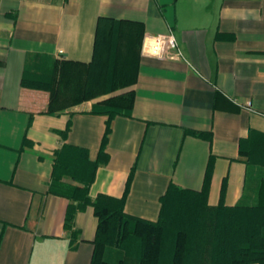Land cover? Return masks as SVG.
<instances>
[{
    "label": "crops",
    "instance_id": "obj_1",
    "mask_svg": "<svg viewBox=\"0 0 264 264\" xmlns=\"http://www.w3.org/2000/svg\"><path fill=\"white\" fill-rule=\"evenodd\" d=\"M99 16L141 22L142 42L171 31L180 57L140 49L132 109L112 120L88 195L120 197L133 169L124 211L155 221L168 186L201 190L211 164L209 205L257 200L260 177L239 144L256 145L264 164V0H0V264L91 262L92 207L75 213L72 241L70 201L50 184L57 155L96 159L106 116L90 112L94 100L46 113L48 92L21 80L34 62L90 61Z\"/></svg>",
    "mask_w": 264,
    "mask_h": 264
},
{
    "label": "trees",
    "instance_id": "obj_2",
    "mask_svg": "<svg viewBox=\"0 0 264 264\" xmlns=\"http://www.w3.org/2000/svg\"><path fill=\"white\" fill-rule=\"evenodd\" d=\"M142 37L143 26L139 21L99 16L90 61L55 60L50 67L39 68L34 62L24 71L22 87L48 91L46 113L94 100L90 112L106 116L94 161L86 167L77 164L87 155L81 149H77L75 165L71 155L66 161L57 155L50 190L70 201L64 228L70 232L71 240H75V213L92 207L97 225L90 264H264V164L258 165L260 155H256V145L248 146L246 140L240 141V158L244 157L250 170L256 168L253 172L260 177L254 202L242 199L231 206L209 205L211 164L201 190L168 186L160 197V211L155 221L124 211L133 169L120 197L103 193L94 198L88 195L96 167L108 160L106 145L112 120L118 115H129L132 109L134 91L129 87L136 79ZM69 127L68 124L63 136ZM186 132L211 139L208 133ZM259 146L264 150V143ZM64 178H77L80 185L62 183Z\"/></svg>",
    "mask_w": 264,
    "mask_h": 264
},
{
    "label": "built area",
    "instance_id": "obj_3",
    "mask_svg": "<svg viewBox=\"0 0 264 264\" xmlns=\"http://www.w3.org/2000/svg\"><path fill=\"white\" fill-rule=\"evenodd\" d=\"M141 51L144 55L155 56L158 58L180 57L177 41L171 31L165 34H158L155 36H147L143 39ZM249 106L250 103L248 102Z\"/></svg>",
    "mask_w": 264,
    "mask_h": 264
},
{
    "label": "rangeland",
    "instance_id": "obj_4",
    "mask_svg": "<svg viewBox=\"0 0 264 264\" xmlns=\"http://www.w3.org/2000/svg\"><path fill=\"white\" fill-rule=\"evenodd\" d=\"M38 90H42V89H38ZM42 91H44V90H42ZM46 91V90H45ZM46 92H48V91H46ZM49 94V93H48Z\"/></svg>",
    "mask_w": 264,
    "mask_h": 264
}]
</instances>
